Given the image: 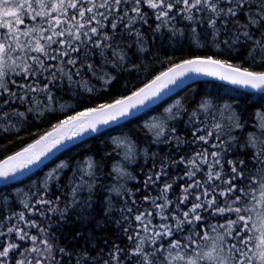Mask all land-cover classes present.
<instances>
[{
	"label": "snow or ice",
	"instance_id": "1",
	"mask_svg": "<svg viewBox=\"0 0 264 264\" xmlns=\"http://www.w3.org/2000/svg\"><path fill=\"white\" fill-rule=\"evenodd\" d=\"M165 33L209 53L170 60L141 86L123 83L110 102L58 118L0 163V181L23 175L98 125L127 120L192 75L264 92V0H0V134L19 133L30 116L63 111L56 92L65 84L96 96L110 92L120 72L142 77L147 65L132 61L128 50L135 46L145 59L149 38ZM251 121L253 131L245 132L249 120L235 104L205 100L192 109L169 107L145 126L152 144L178 155L157 163V153L145 148L137 175L116 169L140 185L121 184L105 202V216L127 241L123 247L77 251L60 245L53 231L72 209L81 221L91 218L94 161L77 166L67 195L59 183L66 164L30 189L19 210L0 195V264H264V110ZM181 123L191 140L178 133ZM113 143L125 160L139 153L128 140ZM177 167L182 173H169ZM82 192L88 196L82 199Z\"/></svg>",
	"mask_w": 264,
	"mask_h": 264
},
{
	"label": "trees",
	"instance_id": "2",
	"mask_svg": "<svg viewBox=\"0 0 264 264\" xmlns=\"http://www.w3.org/2000/svg\"><path fill=\"white\" fill-rule=\"evenodd\" d=\"M144 31L147 36H152V33L147 32L146 26ZM148 45L151 55L145 53V59H140V54L135 51V46L128 50V55L132 61L147 65L148 71L142 77L139 74L120 72L114 88L108 93H100L96 96H86L83 93L77 94L65 84L56 92L57 96L60 97L59 104L64 105L63 111L58 110L55 114H50L40 119H33L30 116L29 121L21 128L19 133L0 134V161L36 140L40 134L51 130L55 123L58 122V118L64 117L67 113L76 109L95 106L99 103L110 102L116 97L117 93L124 91L121 87L123 83L141 86L143 79L151 77L153 73L159 74L160 71L166 70L170 60L179 62L192 57L194 54L204 55L209 53L208 48H196L187 37L184 39L170 38L167 33L157 35L155 39L149 38ZM240 47L241 52L239 55L242 56L247 49L244 45ZM108 71L114 74L116 72L112 68H109ZM205 100L221 104L225 102L235 104L249 120V123L245 126V132L253 131L251 127L252 114L256 111L264 110V92H247L217 81L200 80L184 87L175 95L150 110L63 151L31 175L0 187V195H4L10 202L15 200L14 207L19 210V201L24 199L29 190L43 183L45 177L49 176L48 172L51 174L61 164L67 165V168L61 169L63 175L60 176L59 180L67 195L69 181L73 179V172L76 171L77 166H83L82 162L84 161H94L96 180L94 181L95 191L91 218L87 221H81L77 219L79 212L76 209H72L65 220H60L55 225L53 231L58 235V243L60 245L67 246L69 249H76L77 251L85 249H103L107 251L113 243L123 247L127 241L122 235H118L120 229L117 228L114 220L105 216V202L109 196L115 198V193L112 192V189L120 188L121 184L125 188L133 190L140 187V185L134 180L122 178L116 171L119 168L118 165L122 163L123 168L126 166L129 173L137 175L144 159L143 150L145 148H148L149 152L157 153V163L162 157H176L178 155L177 150L171 146L152 144L150 138L144 134L145 126H148L152 118H159L165 115V109L175 102H178L181 107L192 109L193 106ZM178 133L191 140L190 135L186 133L183 127V123L178 128ZM114 140H128L135 146L136 151L139 149L135 160H125L122 157V151L118 155L115 154ZM188 150V145H185L184 149H182V151ZM109 152H112L113 155L109 156ZM150 166L151 161H149L148 165H145V167ZM168 171L170 174H174L182 173L183 170L177 167L175 169L169 168ZM57 194L58 192L53 183L52 196L55 197ZM143 194V191L139 193L141 196ZM153 195H155V192H153ZM80 196L82 199L86 198L88 192H82ZM113 215L115 216V214ZM53 219L57 220L58 218L54 217Z\"/></svg>",
	"mask_w": 264,
	"mask_h": 264
},
{
	"label": "water",
	"instance_id": "3",
	"mask_svg": "<svg viewBox=\"0 0 264 264\" xmlns=\"http://www.w3.org/2000/svg\"><path fill=\"white\" fill-rule=\"evenodd\" d=\"M200 80H212V81H217V82H220V83H224V84H227L231 87H234V88H237V89H240V90H243V91H247V92H254V93H263V92H258L256 90H251V89H245V88H242V87H239V86H236V85H231L229 84L228 82L226 81H221L219 79H217L216 77L214 76H205V75H192L190 79H185L183 83H180V86L179 87H173L172 88V91L168 92L166 95H162V97L160 99H158L155 103H152L150 104L147 108L143 109V110H140V111H137L135 113L134 116L128 118L127 120L131 119V118H134L136 117L137 115H140L141 113L151 109L152 107L158 105L160 102L164 101L165 99H168L169 97L173 96L175 93H177L178 91H180L181 89H183L184 87L192 84V83H195L197 81H200ZM179 83V81H178ZM123 121H126V120H121V122ZM117 125L116 123H112L111 126H104V125H98V131L96 133H91V134H88V133H85L84 136H83V139H80V138H75L74 142L72 143H68L66 142V146L64 147H61L59 151H55L54 150V154H49V156L45 159H43V162L41 164H39L38 166H32L30 170H25L24 174L23 175H17V177L15 179H9L7 181H0V186H4V185H7L9 183H12L14 181H17L19 179H22V178H25L27 177L28 175L32 174L33 172H35L36 170H38L39 168H41L44 164H46L48 161H50L52 158H54L55 156H57L58 154H60L61 152H63L64 150L82 142L83 140H86L90 137H93L95 136L96 134L106 130V129H109L113 126ZM35 142V141H34ZM32 142V143H34ZM22 150V149H21ZM20 150V151H21ZM15 154V153H14ZM12 154V155H14ZM7 159V158H5ZM5 159L1 160L0 163H2Z\"/></svg>",
	"mask_w": 264,
	"mask_h": 264
},
{
	"label": "rangeland",
	"instance_id": "4",
	"mask_svg": "<svg viewBox=\"0 0 264 264\" xmlns=\"http://www.w3.org/2000/svg\"><path fill=\"white\" fill-rule=\"evenodd\" d=\"M176 104H178V102H175V103H173V104H171L169 107H173L174 105H176ZM168 107V108H169ZM163 116H161V117H159V118H152V120L149 122V124L148 125H150L151 123H153V122H157V121H160L161 120V118H162ZM121 141H123V140H121ZM131 145L133 146V152L135 153L136 152V148H135V146L131 143ZM122 151V150H121ZM137 156V155H136ZM122 157L124 158V153H123V151H122ZM119 168H121V169H123V164L122 163H120L119 165ZM81 167V170L83 169V167H84V165L82 166H80ZM48 175H50V173L48 172Z\"/></svg>",
	"mask_w": 264,
	"mask_h": 264
}]
</instances>
